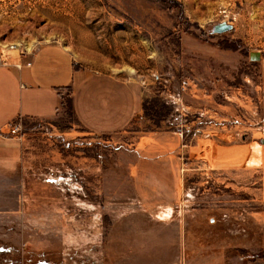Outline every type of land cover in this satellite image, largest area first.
Wrapping results in <instances>:
<instances>
[{"label":"rangeland","instance_id":"rangeland-1","mask_svg":"<svg viewBox=\"0 0 264 264\" xmlns=\"http://www.w3.org/2000/svg\"><path fill=\"white\" fill-rule=\"evenodd\" d=\"M51 44L138 80L143 114L84 134L67 98L60 118L24 120L32 164L7 194L0 261L132 264L171 239L184 264L185 238L263 260L264 0H0V60Z\"/></svg>","mask_w":264,"mask_h":264},{"label":"crops","instance_id":"crops-1","mask_svg":"<svg viewBox=\"0 0 264 264\" xmlns=\"http://www.w3.org/2000/svg\"><path fill=\"white\" fill-rule=\"evenodd\" d=\"M27 62L32 65L28 67ZM18 65H0V129L19 118L54 121L66 110L67 98L76 120L74 128L84 134H119L143 114L145 96L138 80L84 66L59 44L38 48ZM31 164L26 141L0 136V220L7 221V205L13 202L7 194L14 185L19 186ZM161 233L156 236H167ZM0 237L7 242V231L0 232ZM153 243V252L150 248L148 256H134L132 264H177L181 259L179 240L172 244L171 239H155ZM184 246V264H264V259L243 262L218 242L185 238ZM4 247L7 253V245ZM0 264H7V259Z\"/></svg>","mask_w":264,"mask_h":264},{"label":"built area","instance_id":"built-area-1","mask_svg":"<svg viewBox=\"0 0 264 264\" xmlns=\"http://www.w3.org/2000/svg\"><path fill=\"white\" fill-rule=\"evenodd\" d=\"M5 61L0 60V65H7ZM28 67L32 65V62H27ZM17 66H19L17 64ZM187 83L184 82L182 88L185 89ZM26 129L24 126V119L19 118L17 121L10 124L8 127L0 129V136L17 139L21 142L25 141Z\"/></svg>","mask_w":264,"mask_h":264},{"label":"water","instance_id":"water-1","mask_svg":"<svg viewBox=\"0 0 264 264\" xmlns=\"http://www.w3.org/2000/svg\"><path fill=\"white\" fill-rule=\"evenodd\" d=\"M232 26L227 25L225 23L219 24L217 26L214 27L213 29V33L214 34H223V33H227L230 32L232 30ZM250 60L252 62H259L261 61V54L258 52H253L250 54Z\"/></svg>","mask_w":264,"mask_h":264}]
</instances>
